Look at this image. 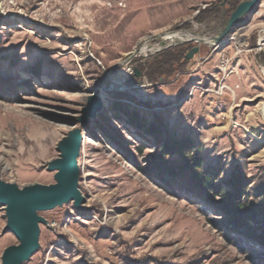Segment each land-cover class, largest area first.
<instances>
[{"label": "rangeland", "instance_id": "374dc122", "mask_svg": "<svg viewBox=\"0 0 264 264\" xmlns=\"http://www.w3.org/2000/svg\"><path fill=\"white\" fill-rule=\"evenodd\" d=\"M244 1L0 0V180L54 184L46 167L57 143L89 96L102 104L82 132V209L39 213L47 224L26 264H264V247L214 229L208 219L218 212L152 172L157 151L146 132L156 123L191 141L202 169L220 171L218 183L241 174L251 195L264 188V0L220 44L199 45L170 77L148 80L163 53L197 46L176 44L184 32L215 37L230 6ZM127 112L144 126L133 127ZM5 222L0 206V258L17 244Z\"/></svg>", "mask_w": 264, "mask_h": 264}, {"label": "water", "instance_id": "95a60500", "mask_svg": "<svg viewBox=\"0 0 264 264\" xmlns=\"http://www.w3.org/2000/svg\"><path fill=\"white\" fill-rule=\"evenodd\" d=\"M259 0H248L241 2L230 14L224 28L215 36L205 38L193 34V38L179 43H194L193 47L185 56L191 60L199 53V45L215 47L220 44L229 34L232 27L245 15H247ZM181 33H170L168 35H179ZM188 34V32H184ZM154 39H161L157 36ZM208 42L211 43L208 44ZM162 46V49L169 48ZM141 47L135 50L124 62L139 56ZM112 70L109 74H111ZM134 77L141 78V73L135 69ZM100 98L91 95L87 98L86 106L81 110V116L77 119L78 125L67 133L56 145L58 157L47 164L46 170L53 173L54 184L41 185L32 184L19 188L15 184L5 183L0 180V206L4 210L5 226L3 233L9 232L17 241L16 245L5 248L1 254L0 264H26L39 249L40 225L45 226L46 220L39 215L41 212L52 211L69 203L73 208L80 211L84 204V197L78 189L79 168L77 159L79 157L82 132L89 120L94 119L96 112L101 108Z\"/></svg>", "mask_w": 264, "mask_h": 264}, {"label": "trees", "instance_id": "16d2710c", "mask_svg": "<svg viewBox=\"0 0 264 264\" xmlns=\"http://www.w3.org/2000/svg\"><path fill=\"white\" fill-rule=\"evenodd\" d=\"M238 3L230 6L231 12ZM184 55L163 53L150 67L148 80L154 83L158 77H170L174 65L184 60ZM139 70L143 72L142 68ZM138 116L136 112H127L125 119L133 127L142 128L144 122H138ZM146 132L155 139L157 156L151 165L152 172L157 173L160 180H170L176 191L186 190L218 212L219 219H208L214 229L238 237L243 243L264 247V188H257L251 195L241 174H233L224 185L218 183L220 171L216 167L202 169V159L196 155L191 141L171 139L156 123H149ZM173 155L177 156V162L169 161Z\"/></svg>", "mask_w": 264, "mask_h": 264}, {"label": "bare ground", "instance_id": "6f19581e", "mask_svg": "<svg viewBox=\"0 0 264 264\" xmlns=\"http://www.w3.org/2000/svg\"><path fill=\"white\" fill-rule=\"evenodd\" d=\"M188 34H190V33H188ZM183 37V38H182ZM182 37H181V39H180V41H185L186 39H187V36H185V35H182ZM190 38H193L192 36H190ZM234 40H236L237 41V43L238 44H240L242 41L238 38V39H234ZM176 41V39H174L172 42H171V44H173L174 42ZM208 44H209V42H208ZM211 45V44H210ZM142 48V47H141ZM141 53V52H140ZM262 112V111H261Z\"/></svg>", "mask_w": 264, "mask_h": 264}]
</instances>
